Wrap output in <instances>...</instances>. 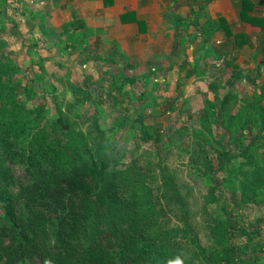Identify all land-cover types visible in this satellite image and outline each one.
I'll return each mask as SVG.
<instances>
[{"label": "rangeland", "instance_id": "374dc122", "mask_svg": "<svg viewBox=\"0 0 264 264\" xmlns=\"http://www.w3.org/2000/svg\"><path fill=\"white\" fill-rule=\"evenodd\" d=\"M17 2L0 0V119L31 120V147L70 145L85 160L99 149L119 188L117 204L90 210L74 246L129 244L147 252L137 264H264V100L262 116L238 114L254 98L244 78L254 74L188 65L169 77L154 65L94 57L88 43L60 32L56 41L29 28L11 38ZM42 49L59 53L55 64ZM26 166L13 165L16 179Z\"/></svg>", "mask_w": 264, "mask_h": 264}, {"label": "crops", "instance_id": "0c3cea01", "mask_svg": "<svg viewBox=\"0 0 264 264\" xmlns=\"http://www.w3.org/2000/svg\"><path fill=\"white\" fill-rule=\"evenodd\" d=\"M27 1L1 0L7 6L20 3V10H14L19 27L11 38L29 28L42 41L43 36L56 41L60 38L55 33L60 32L62 40L73 36L88 43L94 57L123 58L142 70L157 66L154 71L169 77L186 73L188 65L213 75L218 65L233 76L252 72L253 77L244 78L254 89L264 84V0ZM24 9H32V15L27 18ZM49 50L43 51L53 59L45 62L55 64L59 53ZM214 59L221 60L216 64ZM63 61L68 69L78 66L69 54Z\"/></svg>", "mask_w": 264, "mask_h": 264}, {"label": "trees", "instance_id": "16d2710c", "mask_svg": "<svg viewBox=\"0 0 264 264\" xmlns=\"http://www.w3.org/2000/svg\"><path fill=\"white\" fill-rule=\"evenodd\" d=\"M260 88L253 90L252 101L240 106L239 116H262L264 84ZM15 115L0 119L4 163L0 165V264H137L145 259V250L137 255L125 243L74 246L78 229L92 208L119 202L115 173L108 172L99 149L85 160L70 145L52 150L41 143L31 147L35 138L29 143L26 139L32 121L22 120L18 112ZM21 162L27 163L25 173L16 179L13 165ZM42 171L54 175L55 183L43 178Z\"/></svg>", "mask_w": 264, "mask_h": 264}, {"label": "clouds", "instance_id": "9594fccd", "mask_svg": "<svg viewBox=\"0 0 264 264\" xmlns=\"http://www.w3.org/2000/svg\"><path fill=\"white\" fill-rule=\"evenodd\" d=\"M46 264H50V262H46ZM176 264H182V262L178 260Z\"/></svg>", "mask_w": 264, "mask_h": 264}]
</instances>
